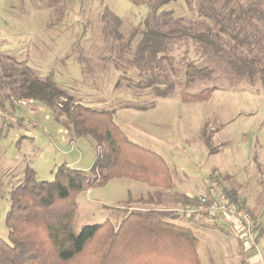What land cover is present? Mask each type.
Masks as SVG:
<instances>
[{
  "label": "rangeland",
  "instance_id": "rangeland-1",
  "mask_svg": "<svg viewBox=\"0 0 264 264\" xmlns=\"http://www.w3.org/2000/svg\"><path fill=\"white\" fill-rule=\"evenodd\" d=\"M166 8L174 15L191 17L183 0ZM148 12L146 4L132 0H0V59L12 57L38 76H51L85 106L113 110L114 123L128 139L161 154L174 178L183 180V189L198 192L196 185L212 179L229 195L236 192L261 233L255 254L264 264V79L249 83L214 72L185 83L179 57L186 46L180 44L170 53L175 57L172 67L178 69L176 75L169 73L174 86L170 93L158 94L154 83L146 86L154 79V69L143 81L133 55L121 52L113 35L117 27L126 39L128 29ZM136 42L131 43L132 49ZM192 54L189 47L187 56ZM207 87L215 89L206 100L183 97ZM204 134L211 136L210 151ZM97 147L90 136L76 135L64 117L47 105L4 100L0 106V238L8 241L9 194L27 168L43 181L53 180L62 164L88 170ZM149 191L152 188L146 184L127 178H113L82 191L76 198L72 228L78 232L84 225L106 219L117 225L135 211L190 229L208 225L197 231L201 263L246 264L249 254L242 253L235 232L218 230L210 218L189 216L180 209L187 203L178 204L166 193L160 205L127 203L128 196L133 201Z\"/></svg>",
  "mask_w": 264,
  "mask_h": 264
},
{
  "label": "trees",
  "instance_id": "trees-1",
  "mask_svg": "<svg viewBox=\"0 0 264 264\" xmlns=\"http://www.w3.org/2000/svg\"><path fill=\"white\" fill-rule=\"evenodd\" d=\"M176 1L132 0L148 6L147 16L128 29L126 39L117 27L113 30L120 51L133 55L143 81L154 69V79L146 86L154 83L158 94L171 92L174 82L169 73L176 75L178 69L172 67L175 57L170 53L180 44L186 46L179 57L185 83L214 72L249 83L264 79V0H183L189 18L166 8ZM189 47L193 54L188 57ZM0 69L1 107L4 100L39 101L64 117L76 135H88L98 146L88 170L62 164L53 180L43 181L33 169H26L9 194L8 241L0 238V264H201L197 233L155 215L129 212L117 225L106 219L75 232L72 223L80 192L113 178H127L152 188L133 201L128 196L127 203L160 205L164 193L175 186L171 168L156 151L130 141L114 123L113 110L81 104L51 76H38L12 57L0 59ZM163 83L168 90L158 87ZM214 89L183 97L206 100ZM203 139L212 150L211 136L204 134ZM222 190L232 202L242 204L236 192L230 191V196ZM185 203L196 204L197 197Z\"/></svg>",
  "mask_w": 264,
  "mask_h": 264
},
{
  "label": "built area",
  "instance_id": "built-area-1",
  "mask_svg": "<svg viewBox=\"0 0 264 264\" xmlns=\"http://www.w3.org/2000/svg\"><path fill=\"white\" fill-rule=\"evenodd\" d=\"M196 197V204L180 209L192 217L210 218L215 225H228L238 236L243 250L259 253V231L254 218L241 203L232 202L217 181L208 180L206 192Z\"/></svg>",
  "mask_w": 264,
  "mask_h": 264
},
{
  "label": "crops",
  "instance_id": "crops-1",
  "mask_svg": "<svg viewBox=\"0 0 264 264\" xmlns=\"http://www.w3.org/2000/svg\"><path fill=\"white\" fill-rule=\"evenodd\" d=\"M161 155V154H160ZM170 166V165H169ZM173 180H174V183H175V186L173 189L169 190L168 192H166L167 195H170L173 199H174V202L176 203H182L184 200H190L191 197H194V196H198V195H202L203 191L205 190L206 191V182H205V185H196L195 187H197L198 192L194 191V189H183L182 188V185H184L183 183H180L181 179L176 180L173 176ZM183 182V180L181 181ZM185 186V185H184ZM231 188V187H230ZM192 190V191H191ZM238 193V192H237ZM239 194V193H238ZM180 203V204H181ZM197 218H195L196 220ZM208 225H206L205 227H207ZM218 230L222 231V232H226L227 234L231 233V228L228 226V225H225L224 227H222L221 225H214ZM205 227H201V226H196L195 228H193V230L197 233V235L199 234L197 231H202L203 228ZM240 249L241 246H240ZM244 251V252H243ZM242 253L244 254H249V256L247 255L246 258H248V260L246 259V264H261L259 258L256 256L255 253L251 252V251H247V250H243ZM198 254H199V251H198ZM200 256V255H199ZM201 259V258H200ZM243 260V259H242ZM202 264V263H201Z\"/></svg>",
  "mask_w": 264,
  "mask_h": 264
}]
</instances>
